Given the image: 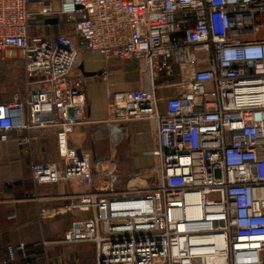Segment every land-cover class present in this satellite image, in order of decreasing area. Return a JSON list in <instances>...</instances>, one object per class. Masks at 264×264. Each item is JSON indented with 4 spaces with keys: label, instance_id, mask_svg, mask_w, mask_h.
Here are the masks:
<instances>
[{
    "label": "built area",
    "instance_id": "built-area-1",
    "mask_svg": "<svg viewBox=\"0 0 264 264\" xmlns=\"http://www.w3.org/2000/svg\"><path fill=\"white\" fill-rule=\"evenodd\" d=\"M84 52L138 59L149 84L112 93L106 117L90 118L74 74ZM12 57L26 93L0 100V139L54 135L55 157L31 174L79 188L68 209L86 215L72 217L64 242L94 243L95 264H264V0H0V60ZM166 86L176 94L161 109L155 90ZM133 120L155 132L154 163L119 189L118 172L69 139ZM5 257L27 258L25 243Z\"/></svg>",
    "mask_w": 264,
    "mask_h": 264
},
{
    "label": "crops",
    "instance_id": "crops-1",
    "mask_svg": "<svg viewBox=\"0 0 264 264\" xmlns=\"http://www.w3.org/2000/svg\"><path fill=\"white\" fill-rule=\"evenodd\" d=\"M53 6L57 8L56 1ZM28 7L36 9L38 6L30 3ZM59 29L54 24L49 27V32L55 33ZM139 63L140 60L135 58L124 62L105 61L99 54L83 53L74 74H83L86 113L90 118L106 117L112 93L149 84ZM84 72L95 74L85 76ZM164 78L162 74L156 83ZM155 91L161 109L164 100L176 94L173 86L156 88ZM155 138L147 121L133 120L116 128L103 124L79 127L69 143L98 158L102 169L118 172L117 187L123 189L131 183L135 171L153 165L150 151ZM55 153V138L48 131H11L7 139H0V264H95L94 243L63 241L72 217L86 215V212L68 209L69 195L79 190L76 182L39 185L32 178L31 164L52 159ZM99 171L98 168L95 182L105 187L104 171ZM18 242L25 243L28 257L7 260L5 247Z\"/></svg>",
    "mask_w": 264,
    "mask_h": 264
},
{
    "label": "rangeland",
    "instance_id": "rangeland-1",
    "mask_svg": "<svg viewBox=\"0 0 264 264\" xmlns=\"http://www.w3.org/2000/svg\"><path fill=\"white\" fill-rule=\"evenodd\" d=\"M26 91L24 63L12 57L0 60V100H10L15 95L23 97Z\"/></svg>",
    "mask_w": 264,
    "mask_h": 264
},
{
    "label": "water",
    "instance_id": "water-1",
    "mask_svg": "<svg viewBox=\"0 0 264 264\" xmlns=\"http://www.w3.org/2000/svg\"><path fill=\"white\" fill-rule=\"evenodd\" d=\"M49 22H50L51 24H56L57 20H56L55 18H53V19H50ZM81 68H83V65H81ZM93 74H95V72H84V75H85V76L93 75ZM97 74H101V72H98ZM80 112H81V110L78 109V108H69V109H68V115H69V116H72V115H79ZM134 174H135V172H134Z\"/></svg>",
    "mask_w": 264,
    "mask_h": 264
}]
</instances>
